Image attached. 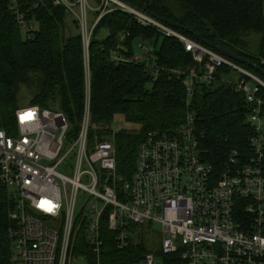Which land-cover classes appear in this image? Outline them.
I'll return each mask as SVG.
<instances>
[{
	"label": "built area",
	"instance_id": "obj_1",
	"mask_svg": "<svg viewBox=\"0 0 264 264\" xmlns=\"http://www.w3.org/2000/svg\"><path fill=\"white\" fill-rule=\"evenodd\" d=\"M79 21L85 47L105 13L120 9L136 22L178 39L203 72L175 71L186 89L185 117L172 133L149 132L140 144L129 179L116 172L113 126L104 140L88 147L90 79L85 60L84 108L78 130L69 135L66 117L37 105L16 110V134L0 129V187L13 202L9 239L17 264H103V225L118 250L131 243L133 226L157 223L159 245L130 264H264V81L235 61L192 40L166 23L121 0H51ZM97 1V2H96ZM264 8V0H260ZM16 21L27 39L34 25L12 0ZM98 11L86 28V9ZM144 50L147 47L141 46ZM136 59L141 56L136 55ZM206 59V60H205ZM227 65L233 82L251 104L248 121L256 155H231L219 174L202 159L194 133V84L209 83ZM70 146L65 149V144ZM76 226H83L87 253L69 250ZM77 246V245H76ZM113 263V261H112Z\"/></svg>",
	"mask_w": 264,
	"mask_h": 264
},
{
	"label": "trees",
	"instance_id": "obj_2",
	"mask_svg": "<svg viewBox=\"0 0 264 264\" xmlns=\"http://www.w3.org/2000/svg\"><path fill=\"white\" fill-rule=\"evenodd\" d=\"M121 1L176 25L171 27L192 40L198 41L197 34L264 71V8L260 0ZM12 4V0H0V129L16 134L15 113L21 108V93L27 90V106L54 107L66 117L68 134L73 135L84 108L87 58L88 147L104 140L116 116L135 125L136 128H121L113 135L116 172L122 179H129L146 135L154 131L172 133L184 120L187 94L175 71L203 72V63H197L178 39L138 24L132 14L120 9L98 19L85 47L79 21L63 6L54 5L51 0H16L17 10L34 25L29 32L31 38L27 39ZM254 35L258 42L252 49ZM135 44L142 50L140 59L135 58ZM236 63L264 81V76L252 67ZM232 72L223 64L215 69L209 83H195L188 109L194 115L199 153L215 174L231 165V155L241 161L256 155L251 143L253 126L248 121L251 104L229 82ZM257 96L264 99V87H260ZM12 207L6 188L0 187V264H17L8 234ZM101 236L103 264H130L147 252L142 243L118 250L113 232L105 225ZM69 250L87 253L83 226L75 227Z\"/></svg>",
	"mask_w": 264,
	"mask_h": 264
},
{
	"label": "rangeland",
	"instance_id": "obj_3",
	"mask_svg": "<svg viewBox=\"0 0 264 264\" xmlns=\"http://www.w3.org/2000/svg\"><path fill=\"white\" fill-rule=\"evenodd\" d=\"M75 1V0H72ZM89 4L91 6H95V1L94 0H88ZM97 2V1H96ZM92 12H94L93 10L90 9H86V28L88 29V34H89V28H91L92 26ZM94 14V13H93ZM94 20V19H93ZM71 30L74 31V28L71 26ZM80 30V27H79ZM81 31V30H80ZM254 44H252V49L255 48V46L257 45L258 42V36L254 35ZM143 43V42H141ZM139 44V43H138ZM134 51L137 55H141L142 50L140 48H138V46L135 44L134 45ZM233 79H236L237 77L240 76L239 71H233ZM20 102H21V107H27L28 105V99L30 98V94L29 92H27V90L23 91L20 95ZM50 110H53L54 107H50L48 108ZM113 126H117L120 128H136L135 125H131L128 124L126 122H124L123 118L121 116H116L111 127ZM70 146V142L68 141L65 144V149H67ZM159 230H160V226L157 223H152L151 226L148 225H143V226H133L132 232L131 233V240L133 244H140L142 243L147 250H153L156 249L157 246L159 245ZM156 264H161L160 261L157 259Z\"/></svg>",
	"mask_w": 264,
	"mask_h": 264
},
{
	"label": "water",
	"instance_id": "obj_4",
	"mask_svg": "<svg viewBox=\"0 0 264 264\" xmlns=\"http://www.w3.org/2000/svg\"><path fill=\"white\" fill-rule=\"evenodd\" d=\"M146 6H147V4H146V1H145V8H146ZM167 24L170 25V26H174V27L176 26V25H174L172 23H169V22H167ZM189 32L192 33V31H189ZM195 37L198 40V42H200L201 44H203V45H205V46L217 51L218 53L222 54L223 56H225V57H227V58H229V59H231V60H233L235 62H239L241 64H245V65H247L249 67H252L253 69H255L256 71H258L259 73H261L264 76V71H262L260 69V67H258L254 63L249 62V61H247L245 59H242L241 57L237 56L236 54L232 53L231 51H228V50H226V49H224V48H222L220 46H216L214 44H211V43L205 41L202 37H200L197 34H195ZM53 103H54V99H52V104Z\"/></svg>",
	"mask_w": 264,
	"mask_h": 264
},
{
	"label": "crops",
	"instance_id": "obj_5",
	"mask_svg": "<svg viewBox=\"0 0 264 264\" xmlns=\"http://www.w3.org/2000/svg\"><path fill=\"white\" fill-rule=\"evenodd\" d=\"M94 12H92V20H91V22H93V19H94V17H95V14H93Z\"/></svg>",
	"mask_w": 264,
	"mask_h": 264
}]
</instances>
